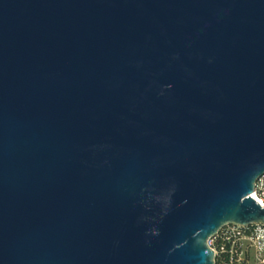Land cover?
Returning <instances> with one entry per match:
<instances>
[{
    "label": "water",
    "instance_id": "obj_1",
    "mask_svg": "<svg viewBox=\"0 0 264 264\" xmlns=\"http://www.w3.org/2000/svg\"><path fill=\"white\" fill-rule=\"evenodd\" d=\"M263 177L264 0H0V264H214Z\"/></svg>",
    "mask_w": 264,
    "mask_h": 264
},
{
    "label": "built area",
    "instance_id": "obj_2",
    "mask_svg": "<svg viewBox=\"0 0 264 264\" xmlns=\"http://www.w3.org/2000/svg\"><path fill=\"white\" fill-rule=\"evenodd\" d=\"M253 197L264 207V177L256 182ZM208 246L214 251V264H249L251 260L252 264H264V225H227L208 240Z\"/></svg>",
    "mask_w": 264,
    "mask_h": 264
},
{
    "label": "trees",
    "instance_id": "obj_3",
    "mask_svg": "<svg viewBox=\"0 0 264 264\" xmlns=\"http://www.w3.org/2000/svg\"><path fill=\"white\" fill-rule=\"evenodd\" d=\"M219 243H222V239H219ZM224 257L226 258V259H228L227 257H228V253H225L224 254Z\"/></svg>",
    "mask_w": 264,
    "mask_h": 264
},
{
    "label": "crops",
    "instance_id": "obj_4",
    "mask_svg": "<svg viewBox=\"0 0 264 264\" xmlns=\"http://www.w3.org/2000/svg\"><path fill=\"white\" fill-rule=\"evenodd\" d=\"M249 264H252V260H251V261H249Z\"/></svg>",
    "mask_w": 264,
    "mask_h": 264
}]
</instances>
